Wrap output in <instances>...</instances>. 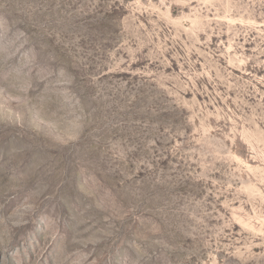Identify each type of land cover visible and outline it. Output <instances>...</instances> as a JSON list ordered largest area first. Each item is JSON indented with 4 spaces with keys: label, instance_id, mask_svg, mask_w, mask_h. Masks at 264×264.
Listing matches in <instances>:
<instances>
[{
    "label": "rangeland",
    "instance_id": "1",
    "mask_svg": "<svg viewBox=\"0 0 264 264\" xmlns=\"http://www.w3.org/2000/svg\"><path fill=\"white\" fill-rule=\"evenodd\" d=\"M0 264H264V0H0Z\"/></svg>",
    "mask_w": 264,
    "mask_h": 264
}]
</instances>
